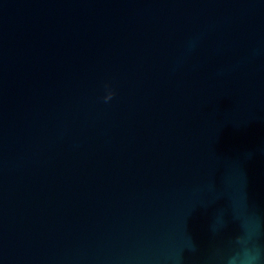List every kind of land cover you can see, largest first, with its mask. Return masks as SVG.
<instances>
[{
  "label": "water",
  "instance_id": "water-1",
  "mask_svg": "<svg viewBox=\"0 0 264 264\" xmlns=\"http://www.w3.org/2000/svg\"><path fill=\"white\" fill-rule=\"evenodd\" d=\"M258 225L264 0H0V264H224Z\"/></svg>",
  "mask_w": 264,
  "mask_h": 264
},
{
  "label": "clouds",
  "instance_id": "clouds-1",
  "mask_svg": "<svg viewBox=\"0 0 264 264\" xmlns=\"http://www.w3.org/2000/svg\"><path fill=\"white\" fill-rule=\"evenodd\" d=\"M260 232L258 225L255 233L245 228L235 235L225 252L224 264H264V245L260 243Z\"/></svg>",
  "mask_w": 264,
  "mask_h": 264
}]
</instances>
